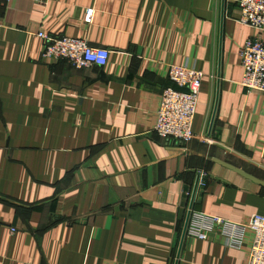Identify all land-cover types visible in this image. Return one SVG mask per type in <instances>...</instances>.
I'll return each instance as SVG.
<instances>
[{"label": "crops", "instance_id": "1", "mask_svg": "<svg viewBox=\"0 0 264 264\" xmlns=\"http://www.w3.org/2000/svg\"><path fill=\"white\" fill-rule=\"evenodd\" d=\"M221 15L222 0H0V264H175L200 171L192 210L264 216V94L238 57L264 33L231 0ZM39 33L108 64L45 61ZM168 66L205 75L182 149L152 132ZM249 244L185 238L178 264H248Z\"/></svg>", "mask_w": 264, "mask_h": 264}, {"label": "built area", "instance_id": "2", "mask_svg": "<svg viewBox=\"0 0 264 264\" xmlns=\"http://www.w3.org/2000/svg\"><path fill=\"white\" fill-rule=\"evenodd\" d=\"M2 1L8 3L11 0ZM231 2L238 11L235 19L238 24L257 34L264 33V0ZM93 16L94 11L87 10L84 23L91 24ZM38 37L45 43L41 53L45 61H65L77 70L91 66L104 68L108 64L109 51L90 47L85 40L43 33ZM238 57L242 69L241 87L264 94V42L258 35L249 37L240 48ZM204 76L202 71L193 67L168 66L167 79L172 87L164 88L161 93L153 134L184 146L193 141L192 125ZM198 176L202 184L207 173L200 171ZM185 238L215 242L235 250H241L249 238L248 264H264V216L253 215L243 223L192 210Z\"/></svg>", "mask_w": 264, "mask_h": 264}, {"label": "water", "instance_id": "3", "mask_svg": "<svg viewBox=\"0 0 264 264\" xmlns=\"http://www.w3.org/2000/svg\"><path fill=\"white\" fill-rule=\"evenodd\" d=\"M224 5H225V0H222L221 24H222V20H223ZM217 105H218V88H217V95H216V99H215L214 111H213V115H212V118H211L210 129H212V126H213V123H214V120H215ZM165 141H166L167 146L176 147V148H179V149L185 148L184 144H182L180 142H173V141H170V140H165ZM198 184H199V177H198V179H197V181L195 183V187L193 189V194H192V197H191V201H190V204H189V207H188V212H187V215H186V218H185L183 230H182L181 237H180L179 244H178L175 264H178L180 253H181L184 241H185L187 225H188V222H189L191 211L193 209L194 198H195V194H196V191H197Z\"/></svg>", "mask_w": 264, "mask_h": 264}]
</instances>
